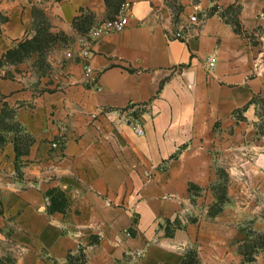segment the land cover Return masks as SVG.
Here are the masks:
<instances>
[{"label": "crops", "instance_id": "0c3cea01", "mask_svg": "<svg viewBox=\"0 0 264 264\" xmlns=\"http://www.w3.org/2000/svg\"><path fill=\"white\" fill-rule=\"evenodd\" d=\"M124 1L128 27L92 45L94 85L79 39ZM192 14L186 39L172 38ZM0 15V60L36 25L51 37L0 63V118L12 111L32 138L18 156L16 132L0 127V259L183 264L194 251L199 264H264V247L251 260L240 251L244 222L264 235V129L252 102L264 100V0H0ZM55 191L63 210L48 203Z\"/></svg>", "mask_w": 264, "mask_h": 264}, {"label": "trees", "instance_id": "16d2710c", "mask_svg": "<svg viewBox=\"0 0 264 264\" xmlns=\"http://www.w3.org/2000/svg\"><path fill=\"white\" fill-rule=\"evenodd\" d=\"M223 15L225 16V14ZM228 20L230 21V23H232L235 26L236 31L241 30L238 20H234V19L233 20L228 19ZM50 39L51 37L50 35H48L44 25H36V35L32 37L31 39H26L24 41H21L14 48L8 50L3 55L2 59L0 60V63L22 62L28 56H30L33 52L43 51L42 49L48 46V42L50 41ZM257 99L258 98L255 97L252 100V102H257L256 101ZM3 115L4 116L0 118V127H2L3 129H12L16 132L17 137L15 141V149H16L17 155L19 156L27 151V147L32 142V138L25 131V129L22 127L21 124L16 123L14 121V114L12 111L7 112L4 110ZM6 119H9V123L6 122ZM3 141H4V138L0 136V143H2ZM54 193L55 194L53 196H48L52 209L53 210L65 209L68 203H67V200L64 194L61 191H55ZM223 202H224V199L219 201L218 206H219V203L222 204ZM166 232L168 235L172 234V231L169 229V227H166ZM261 237L263 238V240L257 246V249L264 247V235ZM189 253L186 255L183 261V264H190L188 260Z\"/></svg>", "mask_w": 264, "mask_h": 264}, {"label": "built area", "instance_id": "2783aa9c", "mask_svg": "<svg viewBox=\"0 0 264 264\" xmlns=\"http://www.w3.org/2000/svg\"><path fill=\"white\" fill-rule=\"evenodd\" d=\"M132 3L128 1H124L121 6L120 12L112 17L105 19L103 21L96 22L80 39H79V50L78 54L81 58L83 74L86 81L96 85L98 76L95 74L91 64L90 59L93 55L92 45L99 40L101 37L124 31L129 25L130 19V11H131ZM199 23L198 16L196 14H192L189 16V23L187 26L185 24L180 25L176 32H173L172 38L185 40L186 34L184 32V27H188L189 25H197ZM67 56L71 57L72 52L68 51ZM217 63V55L214 54L210 56L207 60V67L209 70H212L216 67ZM96 114H92V117H96ZM132 128L138 135H143L144 130L141 126L137 124H133ZM62 141L58 139L53 142V146L61 145ZM48 203H50L48 199Z\"/></svg>", "mask_w": 264, "mask_h": 264}, {"label": "rangeland", "instance_id": "374dc122", "mask_svg": "<svg viewBox=\"0 0 264 264\" xmlns=\"http://www.w3.org/2000/svg\"><path fill=\"white\" fill-rule=\"evenodd\" d=\"M4 20H5V16L0 15V23L3 22ZM262 30H263V28H261V27L258 28V31H260V33H262ZM256 101L258 104L259 125L261 126V128L264 129V100L259 97ZM227 181H228V179H226V182ZM219 185H222V183H216L214 186H212V188H217ZM195 192L197 193V189L195 190ZM220 192H222L221 188H220ZM221 196H222V193H221ZM222 199H223L222 197L218 199V194H217L215 201H213V202L209 201L210 206H211L210 207L211 212H214L219 208L218 202L221 201ZM211 217H213V216H211ZM195 218L197 219V217H195ZM179 224H180V222L176 221V222H174V224H172L169 227V229L174 228L175 225L178 227ZM241 233L243 236V238H242L243 242L240 245V251L244 254L245 259L250 260L253 258L254 253L257 252V246L263 240V238L261 237L263 235L260 233L256 234L255 232H253L248 221L244 222ZM194 253H195L194 251H190L189 257H188L189 263L190 264H199V259L197 257V254L196 253L194 254ZM0 264H10V261L6 260V259H0Z\"/></svg>", "mask_w": 264, "mask_h": 264}]
</instances>
